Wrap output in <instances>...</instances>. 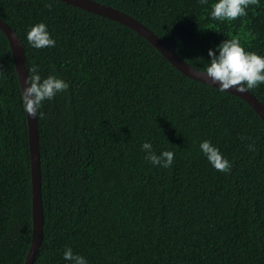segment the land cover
<instances>
[{
    "label": "trees",
    "instance_id": "obj_1",
    "mask_svg": "<svg viewBox=\"0 0 264 264\" xmlns=\"http://www.w3.org/2000/svg\"><path fill=\"white\" fill-rule=\"evenodd\" d=\"M98 1L199 69L233 35L264 55V0L231 21L208 15L213 0ZM0 16L22 38L30 75L38 65L69 84L38 110L44 236L32 264H66V245L88 264H264V120L247 100L184 74L132 27L63 0H0ZM40 20L54 46L28 42ZM250 90L264 104V83ZM21 91L0 27V264H23L33 237ZM202 139L230 170L209 163ZM144 140L172 150V164L146 160Z\"/></svg>",
    "mask_w": 264,
    "mask_h": 264
},
{
    "label": "clouds",
    "instance_id": "obj_2",
    "mask_svg": "<svg viewBox=\"0 0 264 264\" xmlns=\"http://www.w3.org/2000/svg\"><path fill=\"white\" fill-rule=\"evenodd\" d=\"M207 2L208 0H200L201 4ZM250 3H255V0H213L208 15L218 21H231L238 16H245ZM26 37L35 48L50 47L56 43L43 20L30 25ZM207 54L204 73L219 90L235 86L236 91L244 92L264 83V55L246 50L238 36L221 40L214 47L208 48ZM38 67L33 65L31 75L26 77V87L21 91L23 110L30 115H42L43 113L38 112L42 101L51 99L56 93L69 87L68 82L55 73L42 77ZM140 147L144 150V158L152 164L166 168L173 162V151L165 148L157 153L151 140L142 141ZM198 147L213 167L225 172L230 170V161L216 144L209 139H202ZM248 147L252 148L253 145L249 144ZM62 255L66 264H88L84 255L74 252L68 245L64 247Z\"/></svg>",
    "mask_w": 264,
    "mask_h": 264
},
{
    "label": "water",
    "instance_id": "obj_3",
    "mask_svg": "<svg viewBox=\"0 0 264 264\" xmlns=\"http://www.w3.org/2000/svg\"><path fill=\"white\" fill-rule=\"evenodd\" d=\"M78 7L93 11L109 18L118 20L145 36L153 45H155L171 63L184 74L212 84L211 78L204 73L203 69H199L177 54L170 45L165 42L156 32H154L145 23L132 16L128 12L106 4L98 0H63ZM0 27L6 33L13 52L16 65V71L19 78L21 88L26 87V77L30 75L26 64V51L23 40L17 31L8 24L0 16ZM213 85V84H212ZM215 86V85H214ZM232 93L239 95L247 100L261 115L264 120V104L250 90L244 92L236 91L235 86L226 89ZM27 113V112H26ZM30 157L32 168V218H33V237L32 242L23 264H32L35 256L42 244L44 236V209L42 199V173H41V157L39 144V127L38 114L30 115L27 113Z\"/></svg>",
    "mask_w": 264,
    "mask_h": 264
}]
</instances>
